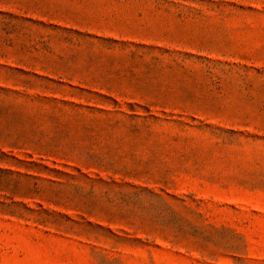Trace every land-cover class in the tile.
Listing matches in <instances>:
<instances>
[{"label":"rangeland","instance_id":"rangeland-1","mask_svg":"<svg viewBox=\"0 0 264 264\" xmlns=\"http://www.w3.org/2000/svg\"><path fill=\"white\" fill-rule=\"evenodd\" d=\"M0 264H264V0H0Z\"/></svg>","mask_w":264,"mask_h":264}]
</instances>
